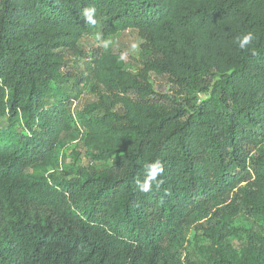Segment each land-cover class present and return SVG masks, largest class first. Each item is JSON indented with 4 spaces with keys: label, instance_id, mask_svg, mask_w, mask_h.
Here are the masks:
<instances>
[{
    "label": "trees",
    "instance_id": "trees-1",
    "mask_svg": "<svg viewBox=\"0 0 264 264\" xmlns=\"http://www.w3.org/2000/svg\"><path fill=\"white\" fill-rule=\"evenodd\" d=\"M91 5L103 34L144 40L137 71L80 51ZM66 52L87 72L69 75ZM151 74L209 96L170 100ZM86 83L97 100L74 110ZM2 119L0 264H264L262 229L227 241L240 212L264 221V0H0ZM77 128L100 168L63 159ZM156 158L164 183L140 193ZM209 215V244L183 252Z\"/></svg>",
    "mask_w": 264,
    "mask_h": 264
},
{
    "label": "rangeland",
    "instance_id": "rangeland-1",
    "mask_svg": "<svg viewBox=\"0 0 264 264\" xmlns=\"http://www.w3.org/2000/svg\"><path fill=\"white\" fill-rule=\"evenodd\" d=\"M102 36L105 39H110L112 43L110 46L105 49L102 48L97 41V35ZM144 40L140 37L137 30L129 29L123 32H120L115 35H105L102 33L99 24L95 25L91 32L85 35L82 40L79 42V49L83 55H92L96 52L110 51L115 53H120L123 57L126 67L132 71H137L142 66V61L144 56L142 55V46ZM67 66L66 72L69 75H78L80 73H86L85 70V58L80 55H75L66 52L65 53ZM72 77V76H71ZM151 82L154 86L155 91L169 98L173 101H181L186 95L194 97L190 91L184 87H178L169 83L166 78L157 76L156 74H151ZM83 93L80 97V100L74 106V110H81L86 105L95 102L96 94L92 89L91 84H83ZM208 93L199 92L195 97L198 100L208 97ZM185 102V101H184ZM7 127L6 119L0 120V128ZM84 133L82 129L77 128L71 134V136L62 141L60 144L59 150L63 156V159L67 162L72 163L73 160L78 161V163L85 167L86 169L100 168L102 164L95 162L91 156L86 152L83 143ZM219 205L217 207H221ZM210 217H205L204 219L199 220L196 225L192 226L186 233V237L183 240V252L189 253L191 256L196 255V251L199 247L208 245L209 239L205 234L203 229L197 228L200 225H207V220ZM233 229L235 228L238 233L228 236L227 241L233 246L239 248L243 245V241L246 238V235L243 230H258L262 229L264 231V221L250 216L245 212H240L232 223Z\"/></svg>",
    "mask_w": 264,
    "mask_h": 264
},
{
    "label": "clouds",
    "instance_id": "clouds-1",
    "mask_svg": "<svg viewBox=\"0 0 264 264\" xmlns=\"http://www.w3.org/2000/svg\"><path fill=\"white\" fill-rule=\"evenodd\" d=\"M97 9L94 5L85 7L81 11V17L85 20L87 25L95 26L98 21L96 19ZM256 40V36L252 31H248L246 34L238 36L235 40L239 49H248L253 42ZM98 44L107 49L112 41L105 39L99 34L97 35ZM165 171V165L159 158L152 160L144 166V171L141 178L135 181L136 188L140 193H149L153 191V188L159 189L164 183L163 174ZM166 196L170 195L169 192L165 191Z\"/></svg>",
    "mask_w": 264,
    "mask_h": 264
}]
</instances>
